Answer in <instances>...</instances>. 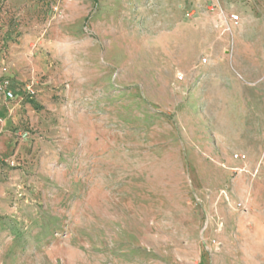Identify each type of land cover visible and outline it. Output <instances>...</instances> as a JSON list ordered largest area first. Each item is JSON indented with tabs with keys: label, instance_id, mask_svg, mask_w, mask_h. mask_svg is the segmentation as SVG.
I'll return each mask as SVG.
<instances>
[{
	"label": "rangeland",
	"instance_id": "374dc122",
	"mask_svg": "<svg viewBox=\"0 0 264 264\" xmlns=\"http://www.w3.org/2000/svg\"><path fill=\"white\" fill-rule=\"evenodd\" d=\"M0 264H264V0H0Z\"/></svg>",
	"mask_w": 264,
	"mask_h": 264
},
{
	"label": "built area",
	"instance_id": "2783aa9c",
	"mask_svg": "<svg viewBox=\"0 0 264 264\" xmlns=\"http://www.w3.org/2000/svg\"><path fill=\"white\" fill-rule=\"evenodd\" d=\"M238 19V17L236 15H231L229 17V20L232 22H236ZM207 62V59L204 57L201 60L202 64H205ZM180 78H182L180 76ZM8 87V81H4V83H2V88H5L4 93L6 94L7 98H12L13 97V93L7 88ZM235 158H238L239 156L237 154L234 155Z\"/></svg>",
	"mask_w": 264,
	"mask_h": 264
}]
</instances>
